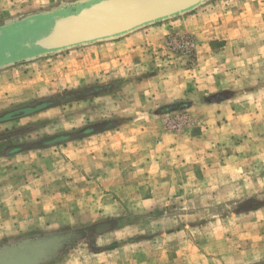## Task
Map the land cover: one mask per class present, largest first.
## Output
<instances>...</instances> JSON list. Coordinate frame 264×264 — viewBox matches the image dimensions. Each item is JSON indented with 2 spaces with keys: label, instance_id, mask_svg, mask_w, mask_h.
Wrapping results in <instances>:
<instances>
[{
  "label": "rangeland",
  "instance_id": "374dc122",
  "mask_svg": "<svg viewBox=\"0 0 264 264\" xmlns=\"http://www.w3.org/2000/svg\"><path fill=\"white\" fill-rule=\"evenodd\" d=\"M77 1L0 0V23ZM161 22L0 72V116L79 94L0 122V148L116 123L26 150L43 154L44 194L59 209L1 235L0 255L264 264V0H209Z\"/></svg>",
  "mask_w": 264,
  "mask_h": 264
},
{
  "label": "water",
  "instance_id": "95a60500",
  "mask_svg": "<svg viewBox=\"0 0 264 264\" xmlns=\"http://www.w3.org/2000/svg\"><path fill=\"white\" fill-rule=\"evenodd\" d=\"M207 1L209 0H81L74 3H61L51 10L39 11L4 21L3 26L0 27V34L2 29L26 22L32 24L36 18L51 16L52 22L47 33L32 43V46L40 53L24 59V62H29L77 47L117 40L147 26L190 12ZM64 9H73V11L66 15H57ZM12 64L0 65V70L12 66ZM94 91L91 92L94 93ZM89 92L86 90L81 94L86 95ZM78 95L72 93L64 98L45 100L33 106L10 111L0 116V122L32 114ZM115 126V122H101L74 133L56 135L30 145L16 146L6 152L14 153L48 148L101 133ZM18 258L20 257L11 254L0 255V264H18Z\"/></svg>",
  "mask_w": 264,
  "mask_h": 264
},
{
  "label": "crops",
  "instance_id": "0c3cea01",
  "mask_svg": "<svg viewBox=\"0 0 264 264\" xmlns=\"http://www.w3.org/2000/svg\"><path fill=\"white\" fill-rule=\"evenodd\" d=\"M162 25V22L155 23L124 38L136 39L138 33L159 29ZM42 157L43 154L33 151L7 153L5 148H0V236L23 233L29 225L37 228L45 214H53L59 209L54 207L53 197L44 194V184L51 187L53 183L45 177L52 172H45L42 168Z\"/></svg>",
  "mask_w": 264,
  "mask_h": 264
},
{
  "label": "flooded vegetation",
  "instance_id": "af4514ba",
  "mask_svg": "<svg viewBox=\"0 0 264 264\" xmlns=\"http://www.w3.org/2000/svg\"><path fill=\"white\" fill-rule=\"evenodd\" d=\"M71 13L73 9H64L57 15H66L64 11ZM52 17H39L32 24L23 23L1 30L0 34V65L13 63L12 66L21 64L25 58L35 56L40 53L32 46L34 40L40 34H46L52 22ZM3 22L0 23V27ZM42 36V35H41ZM40 36V37H41ZM36 38V39H35Z\"/></svg>",
  "mask_w": 264,
  "mask_h": 264
},
{
  "label": "trees",
  "instance_id": "16d2710c",
  "mask_svg": "<svg viewBox=\"0 0 264 264\" xmlns=\"http://www.w3.org/2000/svg\"><path fill=\"white\" fill-rule=\"evenodd\" d=\"M24 61L20 62V63H23Z\"/></svg>",
  "mask_w": 264,
  "mask_h": 264
}]
</instances>
